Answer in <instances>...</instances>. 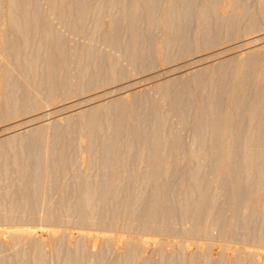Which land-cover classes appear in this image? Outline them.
Returning a JSON list of instances; mask_svg holds the SVG:
<instances>
[{"label":"rangeland","instance_id":"374dc122","mask_svg":"<svg viewBox=\"0 0 264 264\" xmlns=\"http://www.w3.org/2000/svg\"><path fill=\"white\" fill-rule=\"evenodd\" d=\"M13 2L0 264H264V0Z\"/></svg>","mask_w":264,"mask_h":264},{"label":"bare ground","instance_id":"6f19581e","mask_svg":"<svg viewBox=\"0 0 264 264\" xmlns=\"http://www.w3.org/2000/svg\"><path fill=\"white\" fill-rule=\"evenodd\" d=\"M8 2L10 3V5L12 4V2H13V0H8ZM14 2H15V0H14ZM13 2V3H14ZM5 5V4H4ZM4 5H2V6H4ZM7 5V4H6ZM14 5V4H13ZM1 6V7H2ZM6 8L8 7V6H5ZM1 9V8H0ZM252 43V42H251ZM29 227V226H28ZM41 229V228H40ZM51 231V230H50ZM56 231V230H55ZM24 232V231H23ZM47 232L49 233V230H47ZM6 233V232H5ZM13 233H17V232H13ZM27 233V232H26ZM53 233V232H52ZM52 233H50V234H52ZM21 234V233H20ZM31 234H34V233H31ZM85 234V233H84ZM16 235V234H15ZM22 235V234H21ZM26 234H24V236H25ZM29 235V233L26 235V236H28ZM86 235V234H85ZM124 240V239H123Z\"/></svg>","mask_w":264,"mask_h":264}]
</instances>
